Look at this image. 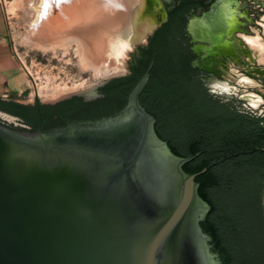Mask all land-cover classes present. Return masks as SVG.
<instances>
[{
  "label": "water",
  "instance_id": "obj_1",
  "mask_svg": "<svg viewBox=\"0 0 264 264\" xmlns=\"http://www.w3.org/2000/svg\"><path fill=\"white\" fill-rule=\"evenodd\" d=\"M168 1V10L176 7ZM221 3L190 22L195 41L216 42L206 28ZM167 17L132 49L146 46ZM153 65L115 116L47 133L0 123V264H221L200 225L211 207L196 178L207 170L183 169L201 153L176 156L140 103ZM109 81L92 96L53 104L95 100Z\"/></svg>",
  "mask_w": 264,
  "mask_h": 264
},
{
  "label": "trees",
  "instance_id": "obj_2",
  "mask_svg": "<svg viewBox=\"0 0 264 264\" xmlns=\"http://www.w3.org/2000/svg\"><path fill=\"white\" fill-rule=\"evenodd\" d=\"M192 0L168 10L167 21L132 55L130 73L101 86V97L74 96L56 104H22L0 97V111L18 117L30 133L51 132L70 123L112 117L154 63L140 96L155 117V130L181 158L199 157L184 171L198 174V193L211 207L200 222L221 264H264V114L225 102L206 87L192 66L194 54L186 33Z\"/></svg>",
  "mask_w": 264,
  "mask_h": 264
},
{
  "label": "rangeland",
  "instance_id": "obj_3",
  "mask_svg": "<svg viewBox=\"0 0 264 264\" xmlns=\"http://www.w3.org/2000/svg\"><path fill=\"white\" fill-rule=\"evenodd\" d=\"M20 1L21 0H0L4 14L7 38L10 42L13 55L14 50L20 54L25 68H22L20 61L16 57L15 58L19 62L22 72L25 74V70L28 69L31 71L32 76L27 77L25 74L29 81V90L25 94L21 96L10 95L7 97V99L15 100L22 104H33L36 99H40L44 104H53L54 102L65 97L82 94L83 90L87 91L89 89H94L97 86H100L103 82L113 78L129 74L125 68L117 73L111 72L107 76H97L94 70L86 69L84 67L81 57L78 54L75 46H71L70 48L56 47L55 49L44 51L25 43L20 37V33H25V21L29 20L31 15L24 11L25 8L22 7V1ZM198 1L201 2L203 0ZM220 1L227 0H209L206 6L201 7L199 10H192L187 14L186 25L188 26L193 20H199L203 18L210 12L209 9L214 7L216 3ZM228 1L230 3H234L231 5V8L236 9L239 13H247L249 16L256 11L254 6L250 4V2L253 0ZM180 2L181 0H175L176 6ZM47 4L48 0L46 1V5ZM170 4L171 2L168 0H147V9H143V11L140 13L136 20V26L133 29H128V39L123 43L114 42L115 39L112 41V43H110L112 40V35L110 34L109 28L104 21H101V23H99L100 25H98L96 22L88 23L87 25L94 29L93 31H95L98 36L97 42H99V45H95V47H97L100 51L98 63L105 62L116 64L121 62L120 60H123L122 63H125L127 66H129L132 55L136 53L132 47L145 39L144 35H146L147 31L157 23L158 19H161L164 13L167 15ZM227 6L230 7L228 4ZM46 8L47 7L45 6V11ZM152 10L153 12H151ZM224 17L226 18V16ZM210 21L214 22H211V26L207 27V30H204L208 32V35L211 34L212 37L215 38L216 44L219 46L225 45L223 31L228 26V23H225V21L221 23L220 19H218L217 16L215 17L213 14L210 16ZM241 22L245 23V21ZM198 32H201L200 28ZM60 37L61 35L59 32L56 37H48V39H46L43 44L61 42L60 39H57ZM252 48L257 49L258 55L264 54V47L252 45ZM251 64L256 65V67H251L247 65V63L244 64L240 62L239 67H236L234 63H231L229 65V69L235 70L236 75H239L242 65L244 68L249 67V69H264V59L260 58L256 63L251 61ZM236 75L228 76L227 79H225L228 82L225 84L223 89L221 88V83L219 82H214V84L209 85L210 92L215 96L220 97L225 102L233 101L245 111L254 113L258 116L263 115L264 77L249 78L244 75L243 77H236ZM64 87H66V89H64ZM244 96L245 98L259 96L263 100L261 99L259 102H253L252 100L240 101V99ZM0 121L15 127H21V125L16 121H8L7 118L2 117L1 115Z\"/></svg>",
  "mask_w": 264,
  "mask_h": 264
},
{
  "label": "bare ground",
  "instance_id": "obj_4",
  "mask_svg": "<svg viewBox=\"0 0 264 264\" xmlns=\"http://www.w3.org/2000/svg\"><path fill=\"white\" fill-rule=\"evenodd\" d=\"M21 1L24 11L31 15L30 19L25 21V33H20L25 43L44 51L75 46L84 67L94 70L97 76L102 77L125 69L127 64L122 63L123 60L116 64L98 63L100 51L95 47L99 45L98 36L87 24L96 22L100 25L99 23L104 21L112 35L110 43L114 39V42L123 43L128 39V29L136 26L137 18L147 7V0H48V6L47 0ZM224 8L223 5L213 13L215 17L219 15L221 23L225 21L222 14ZM59 32L61 37L57 39L61 42L43 44L48 37H56ZM263 55L261 54V59H264ZM82 93L92 96L94 89L83 90Z\"/></svg>",
  "mask_w": 264,
  "mask_h": 264
},
{
  "label": "flooded vegetation",
  "instance_id": "obj_5",
  "mask_svg": "<svg viewBox=\"0 0 264 264\" xmlns=\"http://www.w3.org/2000/svg\"><path fill=\"white\" fill-rule=\"evenodd\" d=\"M208 1L192 0L193 5L190 12L206 6ZM220 2L225 6L222 13L226 16V18L224 17L225 23L227 22L229 25L230 22V26H227L223 31L225 45L219 46L215 41L213 43L204 40L195 41L193 34L189 31L190 23L188 26L186 25V35L194 54L192 66L198 71L199 76L204 79L208 89H210L209 85L214 84V82L221 83L223 89L228 82L225 79L228 76L236 75L235 70L229 69L231 63H234L236 67L240 66V62L256 67V65L251 64V61L256 63L261 55L257 54V49L252 48V45L264 47V0L250 2L256 11L249 16L247 13H239L236 9H232L231 5L234 3H230L228 0ZM212 8L209 9L210 12ZM241 21H245V23ZM206 49H210L212 52H206ZM243 75L249 78L264 77V69H249V67L244 68L242 65L239 75H236V77H243ZM261 99L259 96L249 97V100L253 102H259ZM240 101L245 100L241 98Z\"/></svg>",
  "mask_w": 264,
  "mask_h": 264
},
{
  "label": "crops",
  "instance_id": "obj_6",
  "mask_svg": "<svg viewBox=\"0 0 264 264\" xmlns=\"http://www.w3.org/2000/svg\"><path fill=\"white\" fill-rule=\"evenodd\" d=\"M29 90V81L13 55L7 38L4 14L0 2V97L21 96Z\"/></svg>",
  "mask_w": 264,
  "mask_h": 264
},
{
  "label": "built area",
  "instance_id": "obj_7",
  "mask_svg": "<svg viewBox=\"0 0 264 264\" xmlns=\"http://www.w3.org/2000/svg\"><path fill=\"white\" fill-rule=\"evenodd\" d=\"M14 55H15V57L20 61L21 65H22V68H25V65H24V63H23V61H22V58H21L20 54H19L16 50H14ZM25 74H26L27 77L32 76L31 71L28 70V69L25 70ZM19 124H20V123H19ZM20 125H21V124H20ZM21 127H22V125H21ZM25 127H26V126H25Z\"/></svg>",
  "mask_w": 264,
  "mask_h": 264
}]
</instances>
